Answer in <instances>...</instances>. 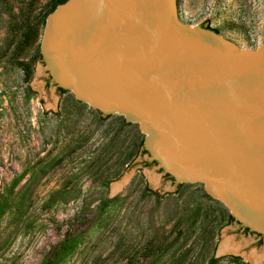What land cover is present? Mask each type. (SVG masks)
Segmentation results:
<instances>
[{"label": "rangeland", "instance_id": "obj_1", "mask_svg": "<svg viewBox=\"0 0 264 264\" xmlns=\"http://www.w3.org/2000/svg\"><path fill=\"white\" fill-rule=\"evenodd\" d=\"M54 1L0 0V264H264V237L150 162L138 123L59 92L40 45ZM175 7L242 50L264 44V0Z\"/></svg>", "mask_w": 264, "mask_h": 264}, {"label": "water", "instance_id": "obj_2", "mask_svg": "<svg viewBox=\"0 0 264 264\" xmlns=\"http://www.w3.org/2000/svg\"><path fill=\"white\" fill-rule=\"evenodd\" d=\"M40 45L59 89L138 123L150 162L264 237V44L184 25L175 0H67Z\"/></svg>", "mask_w": 264, "mask_h": 264}, {"label": "trees", "instance_id": "obj_3", "mask_svg": "<svg viewBox=\"0 0 264 264\" xmlns=\"http://www.w3.org/2000/svg\"><path fill=\"white\" fill-rule=\"evenodd\" d=\"M66 1H67V0H56V1H54V3L52 4V6H51V8H50V10H49V13L47 14V16H48L49 14H51V13L56 9V7H57L58 5L64 4ZM47 16H45V19L47 18ZM45 19L43 20V23L45 22ZM203 28H204V27H203ZM205 29H209V28H205ZM209 30H212V31H214L215 33H217V31H215V30H213V29H209ZM59 91H60L61 93H65V92H66L65 90H62V89H59ZM139 146H140V147H143V140H141V142L139 143ZM143 153H147V152H146L145 150H143ZM229 220L232 221L233 218H232L231 216H229ZM45 264H47V263H45ZM210 264H213V263H210Z\"/></svg>", "mask_w": 264, "mask_h": 264}, {"label": "bare ground", "instance_id": "obj_4", "mask_svg": "<svg viewBox=\"0 0 264 264\" xmlns=\"http://www.w3.org/2000/svg\"><path fill=\"white\" fill-rule=\"evenodd\" d=\"M226 249H227V246H224V247H223V250H226Z\"/></svg>", "mask_w": 264, "mask_h": 264}, {"label": "flooded vegetation", "instance_id": "obj_5", "mask_svg": "<svg viewBox=\"0 0 264 264\" xmlns=\"http://www.w3.org/2000/svg\"><path fill=\"white\" fill-rule=\"evenodd\" d=\"M59 90V89H58ZM60 92V91H59Z\"/></svg>", "mask_w": 264, "mask_h": 264}]
</instances>
